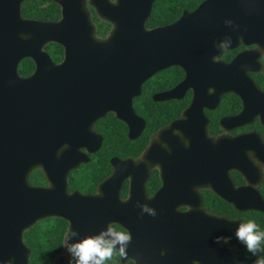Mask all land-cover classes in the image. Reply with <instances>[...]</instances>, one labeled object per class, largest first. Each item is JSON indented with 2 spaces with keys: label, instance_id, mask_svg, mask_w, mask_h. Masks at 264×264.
<instances>
[{
  "label": "water",
  "instance_id": "obj_1",
  "mask_svg": "<svg viewBox=\"0 0 264 264\" xmlns=\"http://www.w3.org/2000/svg\"><path fill=\"white\" fill-rule=\"evenodd\" d=\"M27 1L0 0V264L10 259L13 264H29L32 251L25 233L49 218L69 222L65 244L120 225L132 237L126 256L120 255L122 264H253L255 260L245 255L246 246L234 235L242 221L208 212L200 196L196 198L198 191L185 182L183 188L179 177L173 182L171 172L180 169L186 156L202 154L203 182L196 189L212 188L238 211L264 213L258 190L263 174L248 156L251 151L264 163L262 137L251 133L213 140L204 114V109H216L224 94L244 99L241 87L254 84L248 71L256 69L249 65L255 60L259 66L260 49L243 52L227 64L220 60L224 49L215 45L231 36L228 49L241 43L260 46L264 0H205L177 23L155 29L146 25L157 0H56L61 7L57 21L24 17L22 6ZM89 5L112 25L107 37H98ZM226 20L233 23L226 25ZM53 43L65 50L61 63L46 50ZM25 59L36 66L29 77L19 74ZM174 66L185 69L186 80L155 100L182 99L193 90L183 118L163 128L141 160L114 158V171L97 195L69 193V174L102 146L95 124L114 113L128 126L131 140L140 138L147 123L137 115L134 99L148 80ZM249 109L246 103L240 115L226 118L222 126L250 124L254 106L251 113ZM257 115L264 124L263 113ZM156 166L162 170L164 185L150 197L146 185ZM217 166L225 170L219 183L209 172ZM37 170L45 174L48 186L30 182ZM232 170L244 175L248 185L237 187ZM127 180L130 191L124 199ZM137 202L154 208L156 215L142 213ZM184 206L190 210L180 211ZM195 220L202 225L196 242L191 230ZM72 230L79 236L69 239ZM220 236L231 240L216 243ZM70 260L65 246V255L55 264Z\"/></svg>",
  "mask_w": 264,
  "mask_h": 264
},
{
  "label": "trees",
  "instance_id": "obj_2",
  "mask_svg": "<svg viewBox=\"0 0 264 264\" xmlns=\"http://www.w3.org/2000/svg\"><path fill=\"white\" fill-rule=\"evenodd\" d=\"M204 0H157L153 7L152 16L147 22L148 28L165 26L175 22L183 11H194ZM24 17L41 21H57L61 18V7L56 0H28L22 6ZM93 20L97 26V35L105 38L109 35L112 25L101 20L95 10H91ZM46 50L50 53L54 62H62L65 50L58 44H49ZM35 63L31 59H25L19 67L22 77H29L35 71ZM184 77L179 67H172L157 74L147 81L142 89L140 97L134 100V108L137 114L147 122V127L142 136L137 140H130L128 126L118 120L114 114H109L100 121L96 127L104 136L101 150L93 157V160L70 174V190L81 189L83 191L95 190V187L112 173L110 161L113 157L139 158L153 134L162 127L178 118L182 111L189 105L190 99L175 102H155L153 96L175 87ZM225 107L227 105L225 104ZM217 125V123H215ZM212 127H215L214 124ZM30 182L35 186L46 185L47 181L42 171H34L30 176ZM158 175H155L147 185L148 192L153 193L152 188L158 186ZM158 188V187H157ZM129 192L128 182L124 185L122 196L126 198ZM213 195V194H210ZM208 209L222 214H236L234 208L225 201L213 195V200L207 202ZM244 222L254 220L260 231H264V214L251 212L239 215ZM68 230L67 221L60 218H52L37 223L25 233V243L32 251L29 264H52L54 259L63 252L64 238ZM118 230L124 231L118 227ZM261 251L256 256L247 251L250 258L264 259V241L260 245ZM74 263V262H73ZM104 264H121L120 255L116 250L110 260ZM133 264V263H129Z\"/></svg>",
  "mask_w": 264,
  "mask_h": 264
},
{
  "label": "flooded vegetation",
  "instance_id": "obj_3",
  "mask_svg": "<svg viewBox=\"0 0 264 264\" xmlns=\"http://www.w3.org/2000/svg\"><path fill=\"white\" fill-rule=\"evenodd\" d=\"M115 1V0H113ZM205 1V0H204ZM155 4V3H154ZM200 6V5H199ZM198 6V7H199ZM263 6V4H262ZM154 7V6H153ZM197 7V8H198ZM196 8V9H197ZM94 9L92 8L90 5H89V11L91 13V16H92V20H93V14L91 12V10ZM195 9V10H196ZM95 10V9H94ZM194 10V11H195ZM153 12V11H152ZM185 12H189V11H186L184 10L182 15L180 16V18H178L175 22L171 23V24H168V25H165V26H157V27H154V28H148V29H155V28H158V27H168V26H171L175 23H177L181 17L183 16V14ZM193 12V11H192ZM96 13V11H95ZM97 14V13H96ZM98 16V15H97ZM152 16V15H151ZM99 17V16H98ZM94 22V20H93ZM148 22V21H147ZM95 24V22H94ZM96 25V24H95ZM147 26V25H146ZM97 28V26H96ZM112 30V28H111ZM111 32V31H110ZM110 34V33H109ZM99 37V36H98ZM100 38V37H99ZM262 44L260 46L258 45H246L244 43H241L239 44L236 48L234 49H228V48H225L224 51H223V54L222 56L220 57V60L224 63H232L233 60L238 56L240 55L241 53L243 52H253L256 50V52L260 49L262 55L259 59V66H256L257 63L256 61L254 60V64H250L249 66H253L254 69L256 70H252L250 69V71H248V75L250 77V79L254 82L253 85H244L241 87L244 89V99L239 97L238 95L234 94V93H227V94H224L222 95L221 99H220V102H219V105L216 109L214 110H210V109H204V114L205 116L207 117V119L209 120V127H208V135L210 138H212L213 140H217L219 138H222V137H229V138H235L237 136H241V135H246V134H256V135H259L262 137L263 141H264V124L262 123V117L261 116H258L257 114H260V113H263V116H264V36H262V41H260ZM65 56V55H64ZM64 60V59H63ZM249 62V61H248ZM56 63V62H55ZM61 63V62H59ZM36 67V66H35ZM174 67H179L182 69L183 73H184V77L183 79L175 86L173 87L172 89L170 90H167V91H164V92H160V93H157L153 96V100L155 102H175V101H183V100H187L188 98L190 99L189 101V105L182 111L181 115L178 117V118H175L173 121H171L168 125L162 127L158 132H156L155 134L152 135L150 141H149V144L147 145L146 149L149 147V145L152 143V141L154 140V138H156L157 134L163 129V128H166L168 126H170L173 122L177 121V120H181L183 118V113L185 112V110L187 108H189L191 106V103L193 101V97H194V91L193 90H189L186 92L185 96L182 98V99H170V100H166V101H156L155 100V96L156 95H159V94H163V93H169L171 91H173L175 88H177L181 83H183L186 78H187V73L185 71L184 68L180 67V66H174ZM172 68V67H170ZM168 68V69H170ZM166 69V70H168ZM36 70V68H35ZM165 71V70H164ZM35 72V71H34ZM163 72V71H161ZM159 72V73H161ZM157 73V74H159ZM156 74V75H157ZM155 75V76H156ZM154 76V77H155ZM153 77V78H154ZM152 79V78H151ZM150 79V80H151ZM149 81V80H148ZM211 93H213V91L211 90ZM138 98V97H137ZM136 99V98H135ZM134 99V100H135ZM247 103V108L250 106V109H249V113H251V110H252V107L254 106V110L252 111V114L251 116L252 119H248V122L250 124H244V125H239L238 127L236 126L235 123L233 122H230V123H226L227 127H224L222 126V122L223 120H225L226 118H230V117H235V116H238L240 115L244 110H245V105ZM225 104L227 105V107H225ZM135 109V108H134ZM255 111V112H254ZM137 113V112H136ZM110 114H114V113H110ZM109 115V114H108ZM107 115V116H108ZM115 115V114H114ZM138 115V114H137ZM106 116V117H107ZM139 116V115H138ZM106 117H104L103 119H105ZM141 117V116H140ZM143 118V117H141ZM103 119H100L94 126V131L100 135L102 138H103V141H102V146H103V143H104V136L103 134L98 130L96 129L98 123L100 121H102ZM144 119V118H143ZM145 120V119H144ZM264 120V119H263ZM146 121V120H145ZM147 123V122H146ZM217 123V125L215 124ZM214 124L215 127H212ZM147 127V125H146ZM129 130V129H128ZM146 130V129H145ZM142 136V135H141ZM140 136V137H141ZM139 139V138H138ZM131 140V139H130ZM137 140V139H136ZM101 146V148H102ZM101 148L94 154H88L89 156V162L86 163V164H89L92 160H93V157L101 150ZM146 149L144 150V152L146 151ZM143 152V154H144ZM143 154L139 157V158H131V157H128L129 159H133L135 161H139L142 159L143 157ZM114 158H119V159H128V158H120V157H113L110 161V164H111V167H112V173L114 171L113 169V165H112V160ZM197 158L200 159V164L197 162ZM201 158H202V154L200 155H197V153L194 152V155H188L185 157V162L184 164L180 167L179 170H176L174 169L173 172H171V176H172V181L174 182L176 179L183 181L182 183V186L184 188V182L191 186L194 187V190H192L193 192H197L198 191V195H196V198L198 199L200 196V198L202 199L203 201V204H204V207L205 209L210 212L211 214H215L217 216H223V217H226L228 218L229 220H240L242 222H244L243 219L240 218L239 215L241 214H247V213H251V212H258V211H245V212H241V211H238L232 204L228 203L227 201H225L224 199H222L217 193L214 192V190L212 188H199V189H196V187L200 186L203 182V173H202V165H201ZM252 159H255L254 156L252 157ZM84 164V165H86ZM84 165H82L81 167H83ZM211 166V164H209ZM208 165V166H209ZM79 167V168H81ZM78 168V169H79ZM261 171H262V174H263V179L261 181V184L259 185L258 187V190H259V193L262 197V199L264 200V167H260ZM77 170V169H76ZM75 171V170H74ZM209 171V170H208ZM73 172V171H72ZM71 172V173H72ZM209 172H211V174L213 176H215V179L217 181V183H219V181H223V175H224V172L225 170H218V166L215 168V169H211ZM70 173V174H71ZM112 173L107 177L109 178ZM70 174H69V177H70ZM45 175V174H44ZM155 175H158V179H159V183H158V188H152L151 191H153L152 194H150L148 192V187L147 185L149 184V182L152 180V178L155 176ZM230 176L232 178V180L234 181V183L236 184L237 187H245L248 185V181L246 179V177L244 175H242L240 172H237V171H230ZM69 177H68V192L69 193H73L75 191H78L84 195H97L99 193V186L107 179L105 178L104 180H102L96 187H95V190H89V191H83L81 189H73V190H70V182H69ZM179 177V178H178ZM46 178V177H45ZM221 179V180H220ZM47 181V179H46ZM128 182V185H129V191H130V181L127 180L125 181V183L123 184V187L124 185ZM200 183V184H199ZM49 183L47 181V184L46 185H40V186H48ZM146 185V191L148 193V195L150 197H153L157 192L160 191V189L163 187L164 185V180H163V174H162V170L159 166H156V167H153L151 169V174H150V178H149V181ZM123 187H122V190H123ZM190 188V189H191ZM184 194V193H183ZM210 194H213L215 195L217 198L225 201L226 203H228L229 205H231L234 210L236 211V214L233 213V214H229V213H226V214H220V213H216V212H213L211 210L208 209V205H207V202H210V200L212 201L213 200V195H210ZM122 195V193H121ZM128 196H129V192H128ZM128 196L126 198H128ZM123 197V196H122ZM187 197V195H186ZM124 198V197H123ZM124 198V199H126ZM190 210V207L188 206H184L182 208H180V211L182 212H187ZM258 213H262V212H258ZM264 214V213H263ZM49 219H52V218H49ZM62 219V218H60ZM47 220V219H46ZM64 220V219H63ZM66 221V220H65ZM41 222V221H40ZM68 223V230H67V233L69 231V227H70V224L69 222L67 221ZM115 229L118 230V227L119 228H122L120 225H112ZM200 226L201 225V221L200 220H195V227L191 230L194 231V235H195V238H194V241L196 242V238H197V229H200ZM123 230H125L124 228H122ZM201 230V229H200ZM126 231V230H125ZM202 231V230H201ZM127 232V231H126ZM67 233L65 234V237L67 235ZM128 233V232H127ZM198 242V241H197ZM200 245V243H199ZM198 245V247H199ZM197 248V246H196ZM118 251V250H117ZM119 253V251H118ZM193 255L196 256V251L194 253H192ZM198 254V253H197ZM61 255H65V238H64V247H63V252L61 254H59L53 261L52 264H55V261L57 260V258ZM120 255V253H119ZM245 255L247 258H250L249 256H247L246 254V248H245ZM196 258V257H195ZM250 259H254V260H257L255 258H250ZM120 261H121V256H120ZM129 263H133L135 264L133 261H129L127 264ZM74 264V263H73ZM122 264V262H121Z\"/></svg>",
  "mask_w": 264,
  "mask_h": 264
},
{
  "label": "clouds",
  "instance_id": "obj_4",
  "mask_svg": "<svg viewBox=\"0 0 264 264\" xmlns=\"http://www.w3.org/2000/svg\"><path fill=\"white\" fill-rule=\"evenodd\" d=\"M233 22L226 20L225 24L230 25ZM236 29H239V25H236ZM242 40L243 37H240ZM231 36H226L225 39L220 41L215 47L219 50L228 48L232 44ZM175 134V133H174ZM264 142V141H262ZM253 152L249 151L248 156L252 158ZM253 163L259 167H264V163H261L258 159H253ZM137 206L141 208L142 213H148L152 216L156 215L154 208L149 207L147 204L141 205L137 202ZM238 241L245 245L247 251L256 256L261 251L260 245L264 241V231H260L259 226L254 220H248L247 222L239 223L234 233ZM79 233L76 230L70 231L68 238L78 237ZM131 235L127 232L117 230L112 225H108L102 229L97 235L85 236L83 239L78 240L75 243H68L66 241L67 251L71 255L70 264H104L106 260H110L117 250L119 245V252L121 256H126V248L131 242ZM231 237H216L215 242L220 243L223 241L228 244ZM3 264H13V260L3 261ZM196 264V262H194ZM253 264H264V259L258 258L253 261Z\"/></svg>",
  "mask_w": 264,
  "mask_h": 264
}]
</instances>
